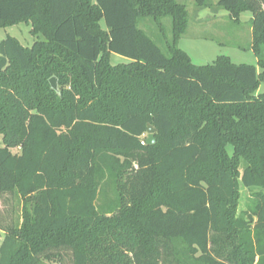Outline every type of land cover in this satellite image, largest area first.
Listing matches in <instances>:
<instances>
[{
    "label": "trees",
    "instance_id": "obj_1",
    "mask_svg": "<svg viewBox=\"0 0 264 264\" xmlns=\"http://www.w3.org/2000/svg\"><path fill=\"white\" fill-rule=\"evenodd\" d=\"M219 5L253 13L260 70L195 65L177 0H0V28L43 36L0 42V195L22 202L0 264H264V0ZM165 17L167 53L139 27Z\"/></svg>",
    "mask_w": 264,
    "mask_h": 264
},
{
    "label": "rangeland",
    "instance_id": "obj_2",
    "mask_svg": "<svg viewBox=\"0 0 264 264\" xmlns=\"http://www.w3.org/2000/svg\"><path fill=\"white\" fill-rule=\"evenodd\" d=\"M184 5L189 13V25L186 33L178 43V47L186 51L192 62L198 66L212 64L219 56H228L236 64H249L258 67V59L252 50L253 13L250 10L242 11L238 21H235L230 12L219 5V0H209V6L199 8L195 0H177ZM161 23V24H160ZM139 27L158 46L167 53V42L173 35V19L162 18L160 22L152 18L139 21ZM8 37L17 38L24 46L31 47L43 36H34L31 26L26 23L0 28V42ZM111 64L128 63L129 60L117 54L111 55ZM264 90L261 86L260 91ZM0 135V147H3ZM231 151V150H230ZM14 153L20 152L13 149ZM252 191L241 184L238 217H245V212L253 210L256 205ZM109 196H112L111 191ZM22 202L11 194L0 195V226L2 229L12 226L21 220ZM2 235V234H1ZM64 264H70L66 256Z\"/></svg>",
    "mask_w": 264,
    "mask_h": 264
},
{
    "label": "water",
    "instance_id": "obj_3",
    "mask_svg": "<svg viewBox=\"0 0 264 264\" xmlns=\"http://www.w3.org/2000/svg\"><path fill=\"white\" fill-rule=\"evenodd\" d=\"M50 84L53 90L56 92H59V86L57 83V79L55 77L50 79ZM156 129L153 128L151 125L148 126V132H147V144L148 145H154L156 143Z\"/></svg>",
    "mask_w": 264,
    "mask_h": 264
},
{
    "label": "built area",
    "instance_id": "obj_4",
    "mask_svg": "<svg viewBox=\"0 0 264 264\" xmlns=\"http://www.w3.org/2000/svg\"><path fill=\"white\" fill-rule=\"evenodd\" d=\"M142 144L144 145V144H146L145 142H142Z\"/></svg>",
    "mask_w": 264,
    "mask_h": 264
},
{
    "label": "crops",
    "instance_id": "obj_5",
    "mask_svg": "<svg viewBox=\"0 0 264 264\" xmlns=\"http://www.w3.org/2000/svg\"><path fill=\"white\" fill-rule=\"evenodd\" d=\"M258 68V70H260V68L259 67H257Z\"/></svg>",
    "mask_w": 264,
    "mask_h": 264
}]
</instances>
